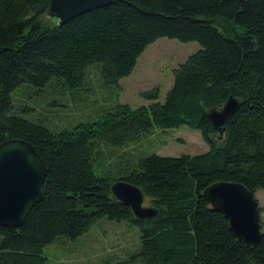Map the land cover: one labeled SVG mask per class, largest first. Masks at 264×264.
Segmentation results:
<instances>
[{"label": "trees", "instance_id": "16d2710c", "mask_svg": "<svg viewBox=\"0 0 264 264\" xmlns=\"http://www.w3.org/2000/svg\"><path fill=\"white\" fill-rule=\"evenodd\" d=\"M115 1L58 25L41 20L50 0H0V143L28 141L48 170L24 223L0 226V264H49L46 245L74 239L103 217L140 230L137 250L114 264H264V235L247 246L202 197L218 181L264 189V0ZM160 37L201 45L173 70L162 102L116 103L95 120L57 130L13 103L21 85L79 88L93 63L104 83H116ZM142 94L156 100L158 89ZM230 96L239 107L220 135L208 114ZM182 125L198 129L209 150L149 154L119 172L101 167V144L122 146ZM118 180L140 188L157 215L136 218L111 192Z\"/></svg>", "mask_w": 264, "mask_h": 264}, {"label": "rangeland", "instance_id": "374dc122", "mask_svg": "<svg viewBox=\"0 0 264 264\" xmlns=\"http://www.w3.org/2000/svg\"><path fill=\"white\" fill-rule=\"evenodd\" d=\"M43 22H52L48 14ZM54 21V20H53ZM201 48L198 41H180L160 37L148 44L138 56L133 70L116 83H104L99 63L88 67L84 84L67 88L53 83L42 91L21 85L12 91L15 105L25 104L28 117L41 118L50 129L70 128L81 122L95 120L116 103H126L132 108L162 102L173 83V70L192 53ZM28 86L30 92L25 90ZM158 89L156 100L142 93ZM48 89V90H47ZM104 152L102 166L111 171H125L140 157L149 154L178 157L209 150L198 129L182 125L177 128L154 129L151 134L122 146L101 144ZM96 173H101L95 167ZM254 197L260 207V221L264 225V189L257 188ZM143 205H147L145 198ZM140 245V230L128 222L97 219L90 228L74 239L60 238L43 248L49 264H114L128 260Z\"/></svg>", "mask_w": 264, "mask_h": 264}, {"label": "water", "instance_id": "95a60500", "mask_svg": "<svg viewBox=\"0 0 264 264\" xmlns=\"http://www.w3.org/2000/svg\"><path fill=\"white\" fill-rule=\"evenodd\" d=\"M114 1L50 0L47 14L62 25ZM238 107V100L230 96L222 108L209 112L212 126L220 135ZM47 171L40 155L28 141L10 138L0 143V226L18 227L24 223L30 210L43 197L42 184ZM111 192L131 208L136 218L151 219L157 215L156 208L143 205L144 194L136 185L118 180L111 185ZM202 197L213 210L224 215L238 240L251 248L258 245L264 226L253 191L239 182L218 181L204 188Z\"/></svg>", "mask_w": 264, "mask_h": 264}, {"label": "bare ground", "instance_id": "6f19581e", "mask_svg": "<svg viewBox=\"0 0 264 264\" xmlns=\"http://www.w3.org/2000/svg\"><path fill=\"white\" fill-rule=\"evenodd\" d=\"M116 2V1H115ZM112 5V4H111ZM98 10V9H97ZM83 15V14H82ZM66 24V23H65ZM46 165V164H45ZM259 207V206H258ZM264 235V234H263Z\"/></svg>", "mask_w": 264, "mask_h": 264}]
</instances>
